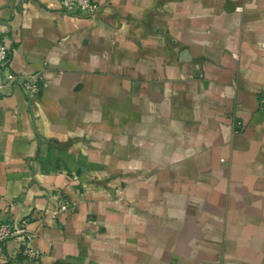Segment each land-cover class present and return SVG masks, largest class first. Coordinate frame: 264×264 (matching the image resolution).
Here are the masks:
<instances>
[{
    "label": "crops",
    "instance_id": "0c3cea01",
    "mask_svg": "<svg viewBox=\"0 0 264 264\" xmlns=\"http://www.w3.org/2000/svg\"><path fill=\"white\" fill-rule=\"evenodd\" d=\"M98 1L0 0V264H264V0Z\"/></svg>",
    "mask_w": 264,
    "mask_h": 264
},
{
    "label": "built area",
    "instance_id": "2783aa9c",
    "mask_svg": "<svg viewBox=\"0 0 264 264\" xmlns=\"http://www.w3.org/2000/svg\"><path fill=\"white\" fill-rule=\"evenodd\" d=\"M100 6L98 0H60V7L64 13L90 20L97 19V10ZM18 85L28 98L39 94L44 87L41 77L38 75H20L11 68V48L0 39V95L6 94L10 87ZM259 105L264 109V85L259 91ZM235 131H240L241 121L235 120ZM0 197V255L5 253L6 243L13 237L20 236L22 249L20 255L24 258L38 261L41 257L40 251L31 246L33 235L27 229V222L15 219H5L3 216L2 202ZM76 202L65 197H59L57 206L51 210L53 217L68 210H73ZM47 211H40L41 218Z\"/></svg>",
    "mask_w": 264,
    "mask_h": 264
}]
</instances>
